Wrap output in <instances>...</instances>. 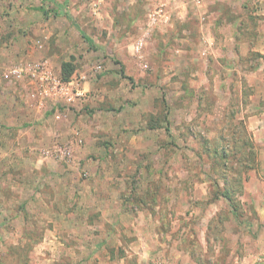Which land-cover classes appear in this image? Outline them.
Segmentation results:
<instances>
[{
    "label": "rangeland",
    "instance_id": "obj_1",
    "mask_svg": "<svg viewBox=\"0 0 264 264\" xmlns=\"http://www.w3.org/2000/svg\"><path fill=\"white\" fill-rule=\"evenodd\" d=\"M0 264H264V0H0Z\"/></svg>",
    "mask_w": 264,
    "mask_h": 264
},
{
    "label": "built area",
    "instance_id": "obj_2",
    "mask_svg": "<svg viewBox=\"0 0 264 264\" xmlns=\"http://www.w3.org/2000/svg\"><path fill=\"white\" fill-rule=\"evenodd\" d=\"M39 68H40L39 66L33 67L31 75L35 76L36 78L38 77L41 81L49 80V77L45 76L44 73H42V71L39 70ZM10 72H11V75L14 78H16V79H20L21 78V72H22L21 69H16L15 68V69H12ZM66 83H68V85ZM70 84L71 83H69V81L68 82L55 81V84H54L55 94L61 95V96L64 95L65 92H67V89H68ZM76 94L78 95L79 92H77Z\"/></svg>",
    "mask_w": 264,
    "mask_h": 264
},
{
    "label": "trees",
    "instance_id": "obj_3",
    "mask_svg": "<svg viewBox=\"0 0 264 264\" xmlns=\"http://www.w3.org/2000/svg\"><path fill=\"white\" fill-rule=\"evenodd\" d=\"M72 71H73V67L71 66L70 63H64L62 64L61 66V80L64 81V82H68L69 81V78L72 74ZM248 177L246 176L244 179H247ZM227 199V197H224ZM232 214L236 216V211L233 209L232 211Z\"/></svg>",
    "mask_w": 264,
    "mask_h": 264
}]
</instances>
